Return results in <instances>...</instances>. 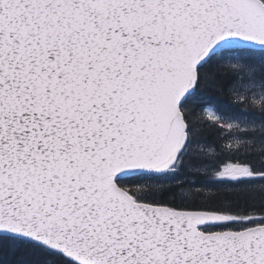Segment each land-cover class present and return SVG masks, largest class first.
<instances>
[{
    "label": "snow or ice",
    "instance_id": "snow-or-ice-1",
    "mask_svg": "<svg viewBox=\"0 0 264 264\" xmlns=\"http://www.w3.org/2000/svg\"><path fill=\"white\" fill-rule=\"evenodd\" d=\"M0 253L264 264V0H0Z\"/></svg>",
    "mask_w": 264,
    "mask_h": 264
},
{
    "label": "trees",
    "instance_id": "trees-1",
    "mask_svg": "<svg viewBox=\"0 0 264 264\" xmlns=\"http://www.w3.org/2000/svg\"><path fill=\"white\" fill-rule=\"evenodd\" d=\"M235 102V101H234ZM0 255H2V253H0Z\"/></svg>",
    "mask_w": 264,
    "mask_h": 264
}]
</instances>
